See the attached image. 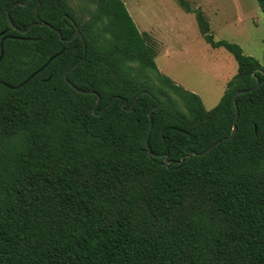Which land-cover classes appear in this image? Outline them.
Here are the masks:
<instances>
[{"label": "trees", "instance_id": "trees-1", "mask_svg": "<svg viewBox=\"0 0 264 264\" xmlns=\"http://www.w3.org/2000/svg\"><path fill=\"white\" fill-rule=\"evenodd\" d=\"M25 1L0 0V264H264V84L237 96L230 139L187 156L230 135L233 93L264 80V64L214 40L202 10L176 0L236 62L206 109L159 71L122 0H88L79 13L68 0L12 7ZM35 22L64 40L27 29ZM75 26L83 40H67ZM56 53L23 85L1 83ZM70 83L99 95L96 113V95Z\"/></svg>", "mask_w": 264, "mask_h": 264}, {"label": "rangeland", "instance_id": "rangeland-1", "mask_svg": "<svg viewBox=\"0 0 264 264\" xmlns=\"http://www.w3.org/2000/svg\"><path fill=\"white\" fill-rule=\"evenodd\" d=\"M140 32L148 33L157 50L160 72L196 93L206 109L217 104L226 82L236 72L233 56L212 48L199 32L193 13L176 0H122ZM200 8L214 40L237 43L244 54L264 64V12L258 0H187ZM79 13L88 0H68Z\"/></svg>", "mask_w": 264, "mask_h": 264}, {"label": "water", "instance_id": "water-1", "mask_svg": "<svg viewBox=\"0 0 264 264\" xmlns=\"http://www.w3.org/2000/svg\"><path fill=\"white\" fill-rule=\"evenodd\" d=\"M26 2H28V0H26L24 3L16 2V3H14V4L12 5V7L15 6V5H19V4H26ZM7 14H8V10H7ZM7 20H8V22L10 23V25L13 26V24H12V22H11L9 16H7ZM36 24H41V25H44V26H49L52 30H54V31L58 34L59 38H60L62 41L64 40V39L62 38V34H61V32H60L58 29H56V28L50 26V25H49L48 23H46V22H42V23H39V22L31 23L27 29H30L33 25H36ZM19 31H21L22 33H25V32H26V30H19ZM2 34H3V33L1 32V33H0V36H1V39H0V60H1L2 55H3V41H4V39L7 37L6 35H2ZM76 36H80L81 39L83 40V37H82V35H81V33H80V31H79V29H78L77 26H75V32H74V34L71 36V38H69V39H67V40H70V39H72V38H74V37H76ZM83 43H84V41H83ZM57 54H58V53H56V54L52 55L51 57H49V59L46 61V63H44L40 68H38L36 71H34L31 75H29V76H28L24 81H22L21 83H19V84H17V85H11V84L4 83V82H1V83H2L5 87H7V88H17V87L23 85V84L26 83L30 78H32L37 72L41 71V70L46 66L47 63H49L54 57L57 56ZM84 55H85V43H84V53H83V57H82V59L84 58ZM77 64H78V63H75L74 65H72V66H71L69 69H67V71L64 73V79H65V81H68V79H67V74H68V72H69L70 70H72ZM261 84H264V80H260V81H258V82H257L253 87H251V88H247V89H238V90H236V91L233 93L232 100H233L234 107H235V117H234L233 126H232V130H231L230 135H228V136H226V137H223L221 140L216 141L214 144L210 145L209 147H207L205 150H203V151H201V152L190 151V152L187 154V156H191V155H204V154H206L207 152H209V151H210L215 145H217L218 143H220L221 141H224V140H228V139H230V137L235 133L236 128H237V126H236V120H237V117H238V107H237V100H236L237 96L240 95V94L248 93V92H250V91L256 89V88H257L258 86H260ZM70 86H71L72 89L75 90L76 92L84 93V94H95V95H96V101H95V103H94V105H93V108H92V109H93V112L96 113V112H95V109H96V107L99 105V102H100V97H99V95H98L95 91H88V90L80 89V88H78L77 86H75L73 83H70ZM143 92H144V91H143ZM138 97H139V95L136 96V99L133 101V103L130 105V107L127 108V111H130V110H131L133 104L136 102V100L138 99ZM114 100H115V98H113V99H112L107 105H105L104 107H102L101 110H100V112L97 113V114H100V113H101L106 107H108V106H109ZM126 103H127V102H126V100L124 99V100H123V103H122V106L124 107V106L126 105ZM145 143H146V152H147V154H148L149 156H155V154L151 151V149H150V147H149V145H148L147 139L145 140ZM167 156H168V154H166L165 158H166ZM183 158H184V157H181L180 161H182ZM169 162H170V160L166 161V163H169Z\"/></svg>", "mask_w": 264, "mask_h": 264}]
</instances>
